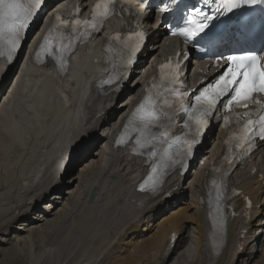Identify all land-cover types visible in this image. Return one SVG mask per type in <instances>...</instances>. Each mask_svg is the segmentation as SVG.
<instances>
[{"label": "bare ground", "instance_id": "1", "mask_svg": "<svg viewBox=\"0 0 264 264\" xmlns=\"http://www.w3.org/2000/svg\"><path fill=\"white\" fill-rule=\"evenodd\" d=\"M132 4L144 14L142 6L134 0ZM164 33L153 28L146 50L148 65L143 68L148 74L158 56L170 49L162 39ZM99 39L97 36L81 46L64 76H57L50 67L30 63H23L19 70L13 65L11 71L16 77H8L10 71L1 73L0 69V164L7 161L5 149L12 145L10 153L18 163L25 155L14 149L17 144H29L31 149L25 168L20 163L12 174H0V255L7 252L10 264H250L257 250L262 251L264 264V236L258 233L264 232V220L258 219L264 200L254 210L253 215L258 216L254 221L227 210L215 230L208 226V210L200 202L205 194L203 172L184 177L174 173L163 187L137 198L132 183L143 172V164L123 149H112L110 139L112 124L123 120L135 98V86L143 79L138 75L130 81L129 94L121 102V95L87 94V85L101 68L109 69L97 47ZM83 104L85 112L81 110ZM101 127L103 134H99ZM225 135L220 128L212 148L204 151L205 166L219 157ZM74 150V157L85 158L69 178L84 171L63 182L67 157ZM250 170L236 169L232 182L258 198L264 194V177L259 179V173L251 174ZM187 177H192L191 190L196 183L193 201L185 206L180 202L166 211L173 199L179 201L185 195ZM92 188L98 190L93 200L89 197ZM168 192L173 196L166 197ZM45 197L48 199L43 203ZM261 198L264 195L257 202ZM39 206L38 216H32ZM56 208L55 217L51 216ZM189 217L193 233L186 225ZM57 225L62 226L61 238L53 239L50 233ZM242 226H248L245 238L240 236ZM173 232L179 234L175 243L171 241ZM241 240L245 245L240 251ZM12 243V248H6Z\"/></svg>", "mask_w": 264, "mask_h": 264}, {"label": "snow or ice", "instance_id": "2", "mask_svg": "<svg viewBox=\"0 0 264 264\" xmlns=\"http://www.w3.org/2000/svg\"><path fill=\"white\" fill-rule=\"evenodd\" d=\"M206 3H211L214 5L212 15L210 16L207 12H203L199 9H195L192 17L190 18V23L192 25L191 29H178L180 35L190 37L195 35L197 32H203L205 28L208 27L207 21L217 14L223 15L229 12H232L234 9H239L246 4H255L261 3L264 4V0H205ZM41 3V0H0V48H6L7 58L9 61L12 60L13 53L16 48L19 46L21 34L24 29L28 26L29 21L35 14L36 8ZM115 7L114 0H99L93 9V18L91 23L93 30H98L99 27H102V23L97 25V17L102 22L108 15L111 14L112 8ZM124 11V9H121ZM79 9H77V13ZM76 15V13H74ZM57 20H60V17H56ZM65 23H69L65 21ZM81 21L74 19L71 21V24L76 25L80 24ZM174 34L176 32L174 31ZM119 34H117L118 37ZM138 39L143 38V32L135 34ZM52 39V32L50 31L44 39V43L41 45V50L46 48L51 51L50 41ZM73 48L72 44L64 46L61 51L62 53H70ZM135 49H133V52ZM3 54V53H0ZM39 58V53L37 54ZM60 61L61 70H64L65 61L63 55L57 57ZM228 61L232 62V65L228 70L221 75L219 81L214 86H210L214 90V95L208 96L207 93L209 89H205L200 96L196 97V103L201 104L203 101V110L195 117L196 119V137H198L201 131L207 125V115L215 107L218 98L227 94L228 92H234V95L229 100L227 107L230 109V106L233 101L238 99H246L252 95L254 92L264 93V68L259 67V58L253 54H244L240 56H229ZM131 63V60L128 61ZM167 65H161V71L163 72L164 68ZM179 65L177 64V68ZM179 73L177 72L176 77ZM226 78H228L226 80ZM222 81H226L221 85ZM109 82H112L111 80ZM235 86V87H233ZM175 91V89H173ZM177 95L183 97L186 93H177ZM167 100L164 101V104H167ZM149 106V110L142 111L145 109V105ZM171 107V105H168ZM247 107V105H245ZM185 112H188L187 108L183 109ZM164 117L167 120L171 121L172 116H169L167 112L162 110L157 111L154 107V102H151L149 97H145V102L140 104L136 109L134 118L138 119L140 127L135 129L138 132L137 139L135 141L136 145L140 148L152 147L155 149L158 145L166 144L167 147L163 148L162 153L158 155L157 151L153 150L150 154L155 158V162L152 166V173H157L158 169L162 170L167 168L171 164L180 163L183 165V160L190 156L192 153V146L196 143V137L191 141L183 140L179 137L173 138L169 142V132L164 130L159 132V134L152 131L153 128H165V125L161 123V118ZM189 118H192V114L189 113ZM170 127V125H168ZM185 127H188L187 121H185ZM127 127L125 132H127ZM258 135L261 138H264V115L259 116L256 120H249L248 123L241 129V136L237 143L238 148L243 149V154H247L254 147L253 139L254 136ZM143 141V142H142ZM125 140L123 136L117 143H124ZM173 145H182L183 146V155L180 159H175L172 151ZM247 145V147H245ZM135 151V149H134ZM175 155H180L179 148L176 150ZM149 179H153L150 174ZM156 181L153 180L155 185ZM215 183V181H213ZM141 188H144V185H141ZM249 206H251V201H248ZM258 219L264 220V215L258 217ZM264 228V225H261ZM260 236H264V232L260 233Z\"/></svg>", "mask_w": 264, "mask_h": 264}, {"label": "rangeland", "instance_id": "3", "mask_svg": "<svg viewBox=\"0 0 264 264\" xmlns=\"http://www.w3.org/2000/svg\"><path fill=\"white\" fill-rule=\"evenodd\" d=\"M151 55H153V54H151ZM151 61V60H150ZM150 64V63H149ZM148 64H147V62L145 63V66H147ZM144 66V67H145ZM143 67V68H144ZM127 97V96H126ZM125 97V98H126ZM24 146L25 145H27V148H24V146H22V144H17V148H14V149H18V152H20L21 154H23V155H25L24 156V158L23 159H21V161L18 163V160H15V159H12L13 157H12V154L10 153V151L11 150H13V145L12 146H10L11 147V149L10 150H8L7 151V149H5V151H6V155H5V160H7V161H1V164H2V169H0V174L1 175H9V174H12V172L14 171V169L16 168H18V166H19V164L20 163H22L23 165H24V168L26 167V165H27V163L30 161V159H31V157H30V152H31V149L29 148L30 147V145L29 144H26V143H24L23 144ZM211 145L213 146V142H211ZM212 146H211V148H212ZM99 148V146H97V148L95 149V150H97ZM207 148V147H206ZM211 148H209V149H211ZM10 153V156L9 157H7L8 156V154ZM14 153H16V152H14ZM205 154H206V152H205ZM202 159V158H201ZM0 164V165H1ZM6 164H8V165H6ZM6 166H8L7 168H6ZM76 171H77V169H76ZM75 171V172H76ZM74 172V173H75ZM74 173H70V174H66L65 176H64V179H68L71 175H73ZM64 174V173H63ZM63 174H62V176H63ZM70 175V176H69ZM17 177V176H16ZM192 177H190V179H191ZM14 180L12 179V181L11 182H13ZM65 181H67V180H64L63 182H65ZM15 189H16V186H15V188H13L12 189V191H15ZM1 192V191H0ZM12 194V193H11ZM58 201H61V199H59ZM0 204L1 205H3V203H1L0 202ZM59 207H61V205H59ZM39 209H41V208H39ZM57 211H58V208H56L55 209V211L53 212V214L51 215V216H54V215H56V213H57ZM264 213V212H263ZM38 215V213H36V216ZM55 217V216H54ZM53 217V218H54ZM181 219H183V217H181ZM17 224V223H16ZM56 229H59V230H61V231H59L58 232V230H56ZM54 230H55V232H54ZM66 230H67V228H66ZM57 231V232H56ZM61 232H62V226H54V229H53V231L50 233L51 234V236L53 237V239H60L61 238ZM191 233V232H190ZM60 234V235H59ZM54 235H55V237H54ZM60 236V237H59ZM59 237V238H58ZM35 241H36V243L37 244H40V242L38 241V238H35ZM13 244L14 243H12V244H8L7 245V247L6 248H12L13 247ZM1 246H2V244H1ZM69 248L71 249H73L74 247L72 246H69ZM6 254V255H5ZM262 251L261 252H259L258 253V251L256 250L255 252H254V256H255V260L253 261V262H251L250 264H263V257H261L262 255ZM6 256V257H5ZM7 258V259H6ZM5 259H6V261H5ZM2 260H4V262H6V263H4ZM0 261H1V263L0 264H10V260H9V258H8V256H7V252L6 253H2L1 255H0ZM9 262V263H8ZM75 262H77V260L75 261ZM238 264H240V262L238 263Z\"/></svg>", "mask_w": 264, "mask_h": 264}, {"label": "water", "instance_id": "4", "mask_svg": "<svg viewBox=\"0 0 264 264\" xmlns=\"http://www.w3.org/2000/svg\"><path fill=\"white\" fill-rule=\"evenodd\" d=\"M92 197H94V193L92 194Z\"/></svg>", "mask_w": 264, "mask_h": 264}]
</instances>
